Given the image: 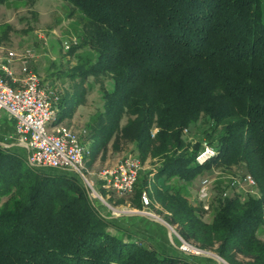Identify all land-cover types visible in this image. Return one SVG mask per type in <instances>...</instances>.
Returning a JSON list of instances; mask_svg holds the SVG:
<instances>
[{
  "label": "trees",
  "instance_id": "16d2710c",
  "mask_svg": "<svg viewBox=\"0 0 264 264\" xmlns=\"http://www.w3.org/2000/svg\"><path fill=\"white\" fill-rule=\"evenodd\" d=\"M65 1L83 19L68 52L87 47L95 58L68 70L80 81L60 95L59 121L85 101L90 76L109 79L87 125L90 153L134 146L143 163L157 161L165 186L150 194L184 239L231 264H264V0ZM202 118L217 154L199 164L193 127ZM235 167L255 178L257 194L217 184L206 208L182 188ZM56 170L0 142V264H191L117 225L78 175ZM149 186L144 177L133 206Z\"/></svg>",
  "mask_w": 264,
  "mask_h": 264
},
{
  "label": "rangeland",
  "instance_id": "374dc122",
  "mask_svg": "<svg viewBox=\"0 0 264 264\" xmlns=\"http://www.w3.org/2000/svg\"><path fill=\"white\" fill-rule=\"evenodd\" d=\"M81 16L82 14L73 10L72 6L65 0H7L5 3L0 4V64H5L6 56L11 50L17 52L31 50L34 54L32 68L39 74L44 86L55 89L62 96L68 90H75L74 84L79 82L80 79H72L68 75V70L87 59L95 58V53L87 47L78 48L73 54H70L65 49V42L73 39L80 40L79 33L83 24ZM9 81L11 82L10 79ZM102 84L110 86V80L105 77L96 78L90 76L85 85L87 88L85 101H81L79 105L70 104L67 116L63 122L74 126L80 132L83 129H87V125L93 119L94 114L103 109ZM57 108L58 111L63 109L59 103ZM125 122L126 118L123 120V123ZM209 126L210 122L206 118H202L193 127V137L195 139H204L206 137V129H210ZM85 135L82 134L81 136L89 147L91 140H87ZM0 140L9 144L2 138L1 134ZM9 146L11 147V145ZM13 147L20 152L22 151L19 147ZM99 148V145L94 146L86 161L87 175L101 195V197L93 198L95 204L102 209L106 216L117 220L123 219V222H121H126L127 224L125 225L128 227H135L137 224L143 225V223L154 224L160 228L164 226L178 239L174 232V230L178 232L177 226L170 224L166 220V212L163 207L151 196V194H155L156 187L165 186L163 178L157 179L154 175L157 161L150 159L143 163L141 177L136 188L130 195L121 197L112 192L108 193L99 178V172L105 167L116 164L124 155L134 154V146L127 145L123 150H115L112 147V142H110L107 146ZM42 168L50 172L57 171L50 167ZM210 173H213L215 178L214 189L217 184H221L222 187L227 186L228 191L232 188L230 186L231 180L239 179L244 175L242 167H235L232 170L215 168ZM205 175H198L194 183L187 184L186 188L182 187L193 203L200 201L198 188L201 179ZM144 177H148L150 180L149 188L143 190V193L146 192L149 196L150 204L135 207L132 201L135 199L136 193L142 188ZM174 183L175 180L172 179L166 185H173ZM235 189L242 192L244 196L248 193H258L257 188L250 189L247 186ZM121 203L124 204L120 205ZM204 218L211 220L212 215L206 213ZM209 255L214 256L223 264H231L215 251L209 252Z\"/></svg>",
  "mask_w": 264,
  "mask_h": 264
},
{
  "label": "built area",
  "instance_id": "2783aa9c",
  "mask_svg": "<svg viewBox=\"0 0 264 264\" xmlns=\"http://www.w3.org/2000/svg\"><path fill=\"white\" fill-rule=\"evenodd\" d=\"M77 44L78 39H73L65 42L64 46L69 50L71 46ZM33 57L31 50L8 52L5 64L1 65L3 74H0V111L5 110L14 118L16 137L19 144L28 150L25 157L30 166L72 172L83 180L92 199L101 197L87 175L86 161L90 149L81 136L86 134L87 130L83 129L80 132L72 125L58 122L57 104L60 95L55 89L42 84L39 74L31 66ZM16 62L20 64V75L14 68ZM184 133L188 134L189 130L185 128ZM0 142L9 146L1 140ZM216 154L217 148L214 143L204 138L196 161L204 164ZM143 166L138 155L129 153L120 158L116 164L102 169L99 178L108 193L127 196L134 191ZM214 180L213 174H207L201 179L198 188V198L206 208L209 207L212 197ZM256 185L255 178L249 173L239 179H232L230 183L234 188L247 186L252 189ZM227 193L228 191H225L224 195L226 196ZM142 202L144 206L150 204L146 192L142 194ZM174 232L178 237V247L182 253L207 255L211 252L187 241L176 230Z\"/></svg>",
  "mask_w": 264,
  "mask_h": 264
},
{
  "label": "crops",
  "instance_id": "0c3cea01",
  "mask_svg": "<svg viewBox=\"0 0 264 264\" xmlns=\"http://www.w3.org/2000/svg\"><path fill=\"white\" fill-rule=\"evenodd\" d=\"M32 66V63H31ZM14 68L17 74H21L20 64L16 62ZM0 74H3V70L0 64ZM63 122V120L61 121ZM64 123V122H63ZM0 134L3 139L9 142L8 145L16 146L22 149L24 155L27 154L28 150L26 147L19 144L15 133V121L14 118L9 115L5 110L0 111ZM11 142V143H10ZM13 142V143H12ZM98 178V177H97ZM124 203H121L122 205ZM123 219H114V222L120 227L133 233L135 236L140 237L146 243L153 245L159 251L168 255H178L184 257L191 264H223L220 260L216 259L212 255H187L182 253L178 247V239L175 238L173 233H170L168 228L161 226V228L154 224H137L135 227H128L126 222L122 223ZM213 252V251H212Z\"/></svg>",
  "mask_w": 264,
  "mask_h": 264
}]
</instances>
